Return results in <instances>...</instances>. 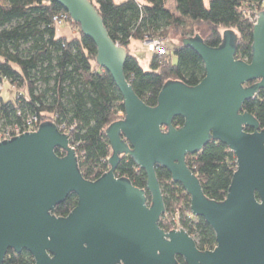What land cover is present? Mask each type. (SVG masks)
Returning a JSON list of instances; mask_svg holds the SVG:
<instances>
[{
	"label": "water",
	"instance_id": "95a60500",
	"mask_svg": "<svg viewBox=\"0 0 264 264\" xmlns=\"http://www.w3.org/2000/svg\"><path fill=\"white\" fill-rule=\"evenodd\" d=\"M54 1L94 43L96 63L112 77L124 115L105 131L109 169L94 181L83 178L68 134L52 121L0 141V264L9 249L26 250L34 264H177V257L186 264H264V130L242 112L243 103L264 89V10L253 25L249 62L235 58L237 34L231 30L222 32L215 48L204 43L198 26L193 36L173 33L172 40L200 56L205 75L193 86L168 80L152 107L126 80V51L110 38L91 2ZM176 116L183 119L180 127L172 124ZM212 139L236 158L221 201L203 193L185 159ZM121 155L144 170L146 189L115 176ZM157 166L189 195L191 215L212 228L213 249L199 250L181 227L159 226L165 206ZM70 193L76 205L56 216L55 207Z\"/></svg>",
	"mask_w": 264,
	"mask_h": 264
},
{
	"label": "trees",
	"instance_id": "16d2710c",
	"mask_svg": "<svg viewBox=\"0 0 264 264\" xmlns=\"http://www.w3.org/2000/svg\"><path fill=\"white\" fill-rule=\"evenodd\" d=\"M102 18L110 38L126 51L123 72L135 94L148 106L157 104L160 89L168 80L196 85L205 75L200 56L181 43L166 44L164 54L153 53L144 70L132 54V40H166L171 33L181 39L195 34L205 25L203 41L210 47L223 42L222 32L237 34L235 58L249 62L252 53L253 25L248 16L264 10V0H89ZM63 15L62 25L54 17ZM68 26L71 36L59 33ZM94 43L84 36L67 11L54 0H0V133L36 117V125L52 121L71 130L69 141L76 150L78 169L84 179L94 181L108 169L111 146L107 127L124 113L122 96L110 74L96 63ZM7 82L13 97L5 99ZM256 81L248 82L250 86ZM264 130V89L242 105ZM174 127L183 119L173 118ZM63 156L64 152L55 149ZM186 163L198 178L203 193L210 199L225 198L236 170L234 153L223 143L210 140L200 151L186 156ZM165 211L159 226L165 231L183 228L195 240L199 250L213 249L216 240L212 228L202 217L190 213L189 195L174 182L167 169L155 168ZM114 174L146 189V174L130 156L121 155ZM147 200L150 196L147 193ZM70 193L55 207L56 216H66L76 205ZM3 264H34L26 250L9 249ZM177 264H186L177 257Z\"/></svg>",
	"mask_w": 264,
	"mask_h": 264
},
{
	"label": "built area",
	"instance_id": "2783aa9c",
	"mask_svg": "<svg viewBox=\"0 0 264 264\" xmlns=\"http://www.w3.org/2000/svg\"><path fill=\"white\" fill-rule=\"evenodd\" d=\"M257 16H258V12L248 16V19L252 23V25H254V23L256 22ZM64 19L65 17L63 15L54 17V21L57 26L62 25ZM167 41H168L167 39L164 40V39L156 38V39L145 40L143 41V43L148 47V51H150V56H152L153 53L164 54L166 52ZM123 115L124 113L120 111L117 113L116 116L118 117V119H120L123 117ZM36 121H37L36 117H31L27 119L24 129H22L19 126L6 129L4 133H0V141L10 139L21 133L37 130L39 125L35 124ZM57 127L61 132L66 133L69 136L71 130L65 129L63 126H57Z\"/></svg>",
	"mask_w": 264,
	"mask_h": 264
},
{
	"label": "rangeland",
	"instance_id": "374dc122",
	"mask_svg": "<svg viewBox=\"0 0 264 264\" xmlns=\"http://www.w3.org/2000/svg\"><path fill=\"white\" fill-rule=\"evenodd\" d=\"M198 27L202 30V36L208 33V28L205 25H199ZM59 33L67 37L71 36V32L68 26L60 27ZM172 34L173 33H171L170 36L167 38L168 45L171 47L178 45L175 40H172ZM129 47L131 49L132 54L138 59L142 68L144 70H148L149 59L151 57L150 51H148V47L143 43V41L140 42L136 40H132L129 44ZM1 95L5 99L12 98L14 95L12 89L10 88V85L7 82L3 84Z\"/></svg>",
	"mask_w": 264,
	"mask_h": 264
}]
</instances>
